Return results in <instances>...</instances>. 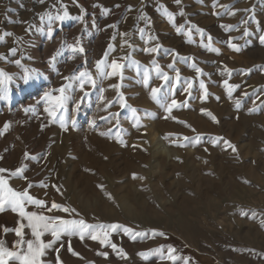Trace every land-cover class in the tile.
<instances>
[{
	"label": "rangeland",
	"instance_id": "rangeland-1",
	"mask_svg": "<svg viewBox=\"0 0 264 264\" xmlns=\"http://www.w3.org/2000/svg\"><path fill=\"white\" fill-rule=\"evenodd\" d=\"M63 4L70 18L54 22L50 38L45 14L57 13V0H0V36L12 33L0 40V56L7 57L0 70L11 77H0V168L8 170L2 175L13 189L70 210L45 211L47 216L121 226L109 240L127 257L88 238L64 236L63 264H264V0ZM78 38L84 51L73 58L61 45ZM124 41L134 50L121 47ZM157 45V52L145 51ZM106 52V63L125 65L123 80L97 75L96 62ZM129 53L131 60L120 59ZM154 65L170 78L167 83ZM85 70L96 86L85 84L88 96L81 99L79 82L64 77ZM70 83V98L58 107L57 90ZM153 87L178 106L166 112L152 99ZM45 107H55V117ZM26 152L32 158L25 159ZM18 167L27 180L10 176ZM26 210L39 211L32 205ZM18 219L9 210L0 213V225L14 228ZM123 228L146 235L133 240ZM0 238L7 246L16 239L11 232ZM69 240L78 256L68 252ZM104 252L107 258L98 254ZM55 256L50 251L45 260L54 264Z\"/></svg>",
	"mask_w": 264,
	"mask_h": 264
},
{
	"label": "snow or ice",
	"instance_id": "snow-or-ice-1",
	"mask_svg": "<svg viewBox=\"0 0 264 264\" xmlns=\"http://www.w3.org/2000/svg\"><path fill=\"white\" fill-rule=\"evenodd\" d=\"M43 2V0H41ZM57 2L60 4V9L57 10V13L55 15L51 13L45 14L47 16L48 20V36L51 38L53 35V24L56 21H59L63 23L65 20L69 19V13L67 11L66 5L63 4V0H57ZM75 2V0H73ZM175 3L179 5L181 3V0H175ZM215 6V5H214ZM55 7V5H54ZM119 7V5H117ZM62 10V11H61ZM129 11H131V6H129ZM107 11V10H105ZM165 13L168 15L169 22H172L173 15L171 13L167 12V9H164ZM181 15L184 13L181 12ZM45 15L40 16V21L44 22ZM137 19H146L143 16L137 17ZM146 26H150V24H147ZM32 26L29 25V29ZM114 27V26H110ZM29 29H26L28 31ZM143 33V29L140 30ZM180 29H177V32H179ZM201 34H203L201 32ZM12 33L5 32L3 36H0V40H3L6 36H11ZM121 35L126 36L127 33H122ZM245 35H248L247 31L245 32ZM115 37H113L114 39ZM209 41L211 40V37L208 38ZM261 43H264V36L260 37ZM124 45H127V47L132 48L134 50V46L132 44H129L127 41H124L121 47H124ZM234 48V50H239L234 45H230ZM61 48H69L73 53V58H75L76 53H83L84 49L80 43L79 38L76 40L75 44L68 45L66 42L61 45ZM110 50L114 51V48L110 45ZM159 48V45L152 48L145 49L148 53H154L157 52ZM211 51H217L216 49H209ZM17 54V49L12 48L10 50V55L15 56ZM60 50L57 51L56 54L52 55L50 57L49 63L54 64L56 61V58L58 55H60ZM174 57L178 60L180 59L178 53L173 54ZM108 56V53H105V59L99 60L96 62V70L97 75L100 79H108L111 77L119 76L120 80H123V68L124 64L119 62L118 60H112L110 64L106 63V58ZM7 57L0 56V59H6ZM121 60H131V53L127 57L120 58ZM187 59V58H184ZM14 63L19 66L21 61L19 59L15 60ZM132 63L137 64V62L132 61ZM138 66V64H137ZM169 68L174 69V64H169ZM108 68L110 71H106L105 69ZM155 71L158 74V78L163 80L165 83L169 81V77L160 71L159 66L154 65ZM194 70L197 74H202V71L200 68L195 67L193 65ZM0 77H3L7 80H10L11 77L7 76L6 73H4L2 70H0ZM176 78L179 80V72L176 73ZM65 80H75L79 82V90L83 92L84 96L81 98L88 96V92L85 91V84H89L92 87L96 86V80L93 79L92 75L88 71H78L74 75L66 76L64 77ZM25 82L28 80V76H24ZM3 80H0V83H3ZM145 85L148 84V73L145 72L144 74V81ZM72 84H68L65 86H62L57 91L60 93V95L57 97V106L63 107L64 104L69 100V96L66 92V89L71 88ZM111 87L116 88L117 90L121 87L120 84H114L111 85ZM200 87L204 89V84L201 82ZM188 88H191V83H188ZM187 91V89H185ZM161 88L159 87H153L150 90L151 97L154 101H156L158 104H161L162 107H164L165 111L170 113L172 109L177 105V101L175 99L171 100V103H167L166 98H160L158 97V93H160ZM48 93H45V97H48ZM117 95L120 99V107L124 108L126 106L125 98L122 93L119 91L117 92ZM205 95H207L205 91ZM103 95L101 96V100H103ZM112 102H109L107 107H111ZM79 107V104H77V108ZM34 109H25V111H32ZM50 117H55V107L53 109H49L48 107H45L44 109ZM133 113H135V109L132 110ZM115 115V114H114ZM167 118V117H165ZM107 119V118H104ZM213 119H215L213 117ZM94 123V122H93ZM62 127H65V125H61ZM66 130V128H65ZM187 139V138H185ZM123 143V141H120ZM215 143V141H214ZM226 144H228L229 147L232 148L233 152H236L235 147H233L230 142L225 141ZM207 151V149H205ZM25 159L32 158L30 157L29 153H25ZM8 172L7 169L0 168V213H3L6 210L11 211L14 213L19 219L17 221V224L14 228H9L6 225H0V236H6L9 232L13 233L16 237L15 241L12 243L11 246H7L5 239L0 238V264H52V262L45 260V257L48 255L50 251H55V262L54 264H63V261L60 259V249L63 248L64 244L62 241V238L64 236L72 237V236H78L81 241H83L85 238L91 239L93 241H97L100 243L101 246H110L113 251L117 252L118 255L121 256V258H127L126 254L123 253L122 250H118L117 246L115 244H111L109 240V234L114 231H118L121 229V226L116 224H96V225H90L87 224L84 220H76V219H63L61 217H50L44 214L45 211L51 212L53 210L57 211H63L65 213H70V210L68 208L62 207L61 205L56 204L53 202L50 207H48L44 201H41L39 199L34 198L32 195H30L29 191L27 189L25 190H15L9 185L8 179H6L2 174ZM25 169L23 167H18L14 171L10 173L11 177L19 178L27 180V177L24 175ZM135 178V177H134ZM29 188L32 187L31 184L28 185ZM53 187H56L55 185ZM57 191L59 189L57 188ZM29 205L36 206L39 211H27V207ZM74 211V210H71ZM245 215H247L245 213ZM253 216H255V213H253ZM25 229H28L29 231L26 232ZM125 234H128L131 239L135 240L137 236H140L143 238L145 233H133L128 228L122 229ZM50 235L51 239L45 241L43 237L45 235ZM153 235H164L163 233H153ZM57 244H59V247H55ZM68 252H70L73 256H78L79 254L73 251L71 248V243L69 240L68 245ZM175 251V249L169 248V258L175 259V257H172L171 254ZM100 255H103L105 258H107L108 253H98ZM143 255V254H141ZM185 264H187V261L185 260Z\"/></svg>",
	"mask_w": 264,
	"mask_h": 264
}]
</instances>
